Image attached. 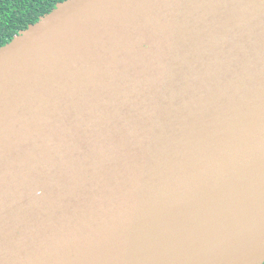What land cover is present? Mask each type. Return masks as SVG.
Returning <instances> with one entry per match:
<instances>
[{
	"label": "water",
	"instance_id": "water-1",
	"mask_svg": "<svg viewBox=\"0 0 264 264\" xmlns=\"http://www.w3.org/2000/svg\"><path fill=\"white\" fill-rule=\"evenodd\" d=\"M0 264H264V0H65L2 46Z\"/></svg>",
	"mask_w": 264,
	"mask_h": 264
},
{
	"label": "trees",
	"instance_id": "trees-1",
	"mask_svg": "<svg viewBox=\"0 0 264 264\" xmlns=\"http://www.w3.org/2000/svg\"><path fill=\"white\" fill-rule=\"evenodd\" d=\"M65 0H0V48Z\"/></svg>",
	"mask_w": 264,
	"mask_h": 264
}]
</instances>
